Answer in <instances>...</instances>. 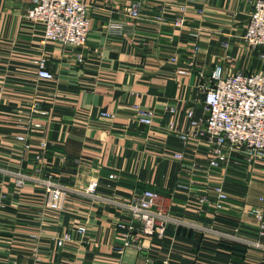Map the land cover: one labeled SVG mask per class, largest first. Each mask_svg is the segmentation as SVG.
I'll list each match as a JSON object with an SVG mask.
<instances>
[{
	"label": "crops",
	"instance_id": "0c3cea01",
	"mask_svg": "<svg viewBox=\"0 0 264 264\" xmlns=\"http://www.w3.org/2000/svg\"><path fill=\"white\" fill-rule=\"evenodd\" d=\"M85 2L89 41L75 48L42 45L44 26L27 16L32 0H0V169L54 173L77 188L95 181L100 194L118 198L153 189L176 213L258 237L251 210L264 207V158L248 161L231 150L214 168L211 146L192 124L207 117L202 85L217 64L226 73L264 70L258 50L242 39L250 0ZM133 3L140 5L136 20L128 13ZM180 16L183 26L175 25ZM110 23L124 24L123 33L109 32ZM41 57L54 79L38 76ZM36 104L47 113L34 112ZM137 105L154 111L152 125L138 120ZM218 184L229 197L219 209ZM45 200L42 186L17 187L0 173V264H264L263 250L174 227L120 250L118 223L130 222L123 211L82 196L63 210ZM65 234L72 240L60 246Z\"/></svg>",
	"mask_w": 264,
	"mask_h": 264
},
{
	"label": "built area",
	"instance_id": "2783aa9c",
	"mask_svg": "<svg viewBox=\"0 0 264 264\" xmlns=\"http://www.w3.org/2000/svg\"><path fill=\"white\" fill-rule=\"evenodd\" d=\"M252 7L249 20L242 35L243 42L251 49L259 52V60L264 64V0H250ZM183 10L185 9L182 8ZM128 13L133 20L140 17L139 3H133L128 8ZM32 21L44 26L42 45L55 42L63 46L75 48L84 47L90 36V13L85 0H32L27 14ZM184 16L177 18L175 25L183 26ZM131 26L134 22L130 23ZM109 32L122 34L124 24L110 23ZM198 49V46H195ZM78 60L83 61V54L78 55ZM38 76L44 79H54V74L48 69L47 59L41 57L36 61ZM188 74L189 70H180ZM203 76V74H202ZM206 84L202 85L205 95V108L207 117L202 122L192 121L199 127L194 136L206 138L210 147L209 163L217 168L227 163L230 159L229 151H240L246 155L248 161L253 158H264V70L235 71L226 73L222 64H217ZM34 112L46 114L38 104L33 107ZM174 113L176 109L170 108ZM138 120L147 125H152L155 119L153 110L135 106L134 110ZM102 116L113 119L112 112H102ZM192 117L193 112L189 111ZM40 127L41 124H36ZM183 139L188 137L181 135ZM19 141L26 144V136L19 135ZM45 145V144H44ZM174 157L184 159V154L175 153ZM41 154L36 156L37 160ZM0 173L10 176L17 187L28 183L42 186L46 192L45 204L54 210H63L73 196H82L93 202H100L111 208L123 211L130 222H119L118 227L123 231V245L120 248L139 247V238L150 236H163L170 227L194 231L204 236L212 237L219 241L244 246L247 249H260L264 251V207H253L252 213L260 220L258 237L244 236L237 231L218 228L211 223L202 222L196 218L176 213L166 207L164 197L153 189H144L131 198H118L105 196L97 191V183L91 182L86 188H77L73 185L58 181L54 173H29L24 170H4ZM114 178V175H110ZM217 200L215 206L219 209L229 200L222 184L215 186ZM84 226L79 227L84 232ZM72 240L69 234L63 235L58 244L63 246Z\"/></svg>",
	"mask_w": 264,
	"mask_h": 264
},
{
	"label": "rangeland",
	"instance_id": "374dc122",
	"mask_svg": "<svg viewBox=\"0 0 264 264\" xmlns=\"http://www.w3.org/2000/svg\"><path fill=\"white\" fill-rule=\"evenodd\" d=\"M248 47V46H247Z\"/></svg>",
	"mask_w": 264,
	"mask_h": 264
}]
</instances>
